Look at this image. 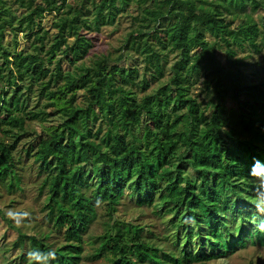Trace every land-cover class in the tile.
<instances>
[{
	"label": "trees",
	"instance_id": "16d2710c",
	"mask_svg": "<svg viewBox=\"0 0 264 264\" xmlns=\"http://www.w3.org/2000/svg\"><path fill=\"white\" fill-rule=\"evenodd\" d=\"M132 7L117 56H90L92 32ZM256 158L264 0H0V183L24 191L27 170L49 227L6 242L0 264H42L37 249L50 264L205 263L264 243ZM125 197L164 232L119 219ZM102 207L108 226L89 235Z\"/></svg>",
	"mask_w": 264,
	"mask_h": 264
},
{
	"label": "rangeland",
	"instance_id": "374dc122",
	"mask_svg": "<svg viewBox=\"0 0 264 264\" xmlns=\"http://www.w3.org/2000/svg\"><path fill=\"white\" fill-rule=\"evenodd\" d=\"M136 7H132L129 11L124 13L123 17L115 24H107L102 26L101 30L97 33L92 32V35L96 36L94 44L91 49L90 56L98 55L102 53H112L117 56L118 51L122 43L129 36V34L136 29L133 23V18L130 16V12L135 13ZM256 12V11H255ZM51 16L49 14L44 18L45 28L50 27ZM49 22V23H48ZM19 44L17 49L20 50L25 47L27 43L23 34H19ZM13 38L12 34L8 35L5 39L6 43H9ZM136 55V49L131 51ZM245 53L239 54L243 56ZM257 57L254 58L256 60ZM203 97H201L202 99ZM28 138H24L23 142H27ZM22 142V143H23ZM21 147V146H20ZM24 173L26 177L25 183L27 184L24 191L16 190L10 191L5 184L0 183V209L2 215L0 219V248L7 243L11 245H18L15 247L19 249L22 246L23 238L22 234L30 235L38 230H47L48 222L45 219L46 212L44 210L45 194H40L38 184L34 183V178L27 170L20 171ZM105 207L99 210V217L90 228L89 235H95L103 232L107 226L105 221L110 219ZM116 213L119 219L129 221L134 220L136 222L147 223L154 225L157 232L163 233L164 226L153 210L150 207H137L128 197H125L122 204L118 208ZM12 221L11 224L8 222ZM55 242L61 244L63 240L60 234L56 233ZM93 248L92 242H87L85 245V253H91ZM107 261L104 257H89L82 261L81 264H106ZM189 264H264V243L250 244L246 248H240L237 251L221 257L215 258L205 263L193 262Z\"/></svg>",
	"mask_w": 264,
	"mask_h": 264
},
{
	"label": "clouds",
	"instance_id": "9594fccd",
	"mask_svg": "<svg viewBox=\"0 0 264 264\" xmlns=\"http://www.w3.org/2000/svg\"><path fill=\"white\" fill-rule=\"evenodd\" d=\"M249 176L255 178L260 194V200L256 203L255 207L258 212L264 213V160L258 158L253 160ZM260 227L264 230V223H261ZM28 257L30 261H41L42 264H50V261L56 258V252L52 249L43 252L37 249L29 251Z\"/></svg>",
	"mask_w": 264,
	"mask_h": 264
}]
</instances>
